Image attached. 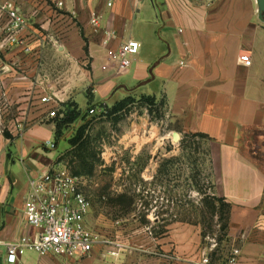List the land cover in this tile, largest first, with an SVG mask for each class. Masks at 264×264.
Here are the masks:
<instances>
[{"label": "crops", "instance_id": "0c3cea01", "mask_svg": "<svg viewBox=\"0 0 264 264\" xmlns=\"http://www.w3.org/2000/svg\"><path fill=\"white\" fill-rule=\"evenodd\" d=\"M11 1L25 14L24 0ZM63 1L62 8L30 1L38 11L20 38L32 50L24 43L1 46L7 19L0 11V98L10 106L2 114L34 121L20 136L12 134V142L0 134V264H9L4 243L34 233L24 217L28 177L59 164L62 156L56 159L42 146L50 140L57 147L58 139L56 121L48 116L51 106L40 98L55 95L58 106H66L76 103L75 90L85 85L92 92L90 108L130 95L154 96L166 107L173 134L205 136L215 192L231 206L228 236L239 251L237 264H264V22L256 0ZM93 11L102 15V30L90 24ZM46 19L62 39L57 50L37 46L41 39L34 25ZM105 31L117 35L112 47L129 39L140 43L127 70L117 72L109 61L102 44ZM57 53L66 73L54 77L46 71L45 58ZM243 55L250 56L251 65L240 61ZM42 73L51 83L43 91ZM97 251L95 245L91 255ZM56 258L69 262L28 252L16 264H51ZM177 260L201 262L194 255Z\"/></svg>", "mask_w": 264, "mask_h": 264}, {"label": "rangeland", "instance_id": "374dc122", "mask_svg": "<svg viewBox=\"0 0 264 264\" xmlns=\"http://www.w3.org/2000/svg\"><path fill=\"white\" fill-rule=\"evenodd\" d=\"M24 1L25 14L33 20L38 10L32 8V0ZM41 1L52 4L51 0ZM48 23L46 19L34 25L41 39L37 46L57 50L62 39ZM21 40L25 50H32L31 43L27 46L25 39ZM45 62L48 74L59 77L66 73L61 54L46 57ZM27 73L25 80L32 85ZM41 75L43 91L51 83L45 73ZM88 88L85 85L75 90L74 100L82 115L61 127L58 145L52 150L56 159L64 155L70 148L69 139L85 125L92 156L88 162L94 163L95 169L91 176L81 177L82 188L92 202L86 223L98 251L81 264H176L178 258L193 255L200 260L208 258L209 264H225L235 243L228 236V227L224 228L230 211L214 200L220 196L212 180L208 141L199 135H179L176 139L161 99L152 106L136 102L116 115H109L113 104H107L98 110L103 109L106 115L87 117L92 93ZM0 99V134L12 142V134L20 136L34 121L16 120L11 114L5 118L2 113H8L10 106L5 97ZM38 106H34V114L41 111ZM71 108L57 107L53 118L57 126ZM63 162L71 171L78 168L71 157ZM18 173L27 179L23 170ZM51 264L75 262L56 258Z\"/></svg>", "mask_w": 264, "mask_h": 264}, {"label": "built area", "instance_id": "2783aa9c", "mask_svg": "<svg viewBox=\"0 0 264 264\" xmlns=\"http://www.w3.org/2000/svg\"><path fill=\"white\" fill-rule=\"evenodd\" d=\"M52 3L56 8L64 5L63 0H52ZM107 5L111 7L112 3L108 2ZM0 11L7 19L1 46L22 45L20 35L28 28L31 19L11 0L0 1ZM89 21L94 29H103L102 15L99 12H91ZM116 38L115 32L105 31L102 44L107 48L108 59L115 70L121 72L127 70L133 58L139 54L140 43L129 39L121 42L118 47H112L110 43ZM240 61L247 66L251 65L249 55L241 56ZM40 101L51 106L48 116L54 118L59 99L55 95H45ZM98 110L97 107H92L88 114H103V109L101 112ZM42 146L50 150L56 148V144L50 140L45 141ZM2 177L0 170V183ZM27 186L24 217L34 233L3 244L7 262L16 264L28 252H34L40 257H58L72 262L89 257L96 240L86 223L92 202L82 188V178L74 176L64 163H59L38 176L28 177ZM238 255L239 251L234 249L227 264H237ZM200 264H209L208 258L202 259Z\"/></svg>", "mask_w": 264, "mask_h": 264}, {"label": "trees", "instance_id": "16d2710c", "mask_svg": "<svg viewBox=\"0 0 264 264\" xmlns=\"http://www.w3.org/2000/svg\"><path fill=\"white\" fill-rule=\"evenodd\" d=\"M89 96H92L90 94ZM136 102H141L145 103L146 105L152 106L156 105L157 103V98L154 96H145L142 95L140 96L139 100H136L134 96H127L121 100H117L116 102L113 103L112 108L108 112L109 115H116L119 114L123 111H125L129 106ZM70 104V103H69ZM65 104L67 107H72V110H69L68 112L65 113L64 115V120H62V123L56 126V139H59L61 137V127L63 125H70L73 122H75L81 115L82 111L80 110L78 104L76 103H71ZM89 107L88 110L90 109L91 106V101H89ZM87 117L89 116L88 111L87 114H85ZM106 115L105 113L102 114ZM203 138L205 136L199 135ZM206 139V138H205ZM69 146L70 148L65 152L64 155H62L58 162L59 163H64L63 161L69 157H71L74 161H77L78 163V168H76L75 171H71V173L76 176V177H84V176H91L94 172L95 165L94 163H89L88 160L92 158L90 152H89V147H90V138L89 135H86V130H85V125H83L77 133L69 139ZM68 167V166H67ZM214 200L217 202L221 203L224 208H227L228 211L231 210V206L229 203L225 201L224 198L221 197H216L214 196ZM229 213L227 212V218H226V225H224V228L227 229L228 227V219H229Z\"/></svg>", "mask_w": 264, "mask_h": 264}, {"label": "water", "instance_id": "95a60500", "mask_svg": "<svg viewBox=\"0 0 264 264\" xmlns=\"http://www.w3.org/2000/svg\"><path fill=\"white\" fill-rule=\"evenodd\" d=\"M256 4L258 7V17L261 21L264 22V0H256ZM175 138H179V134H174Z\"/></svg>", "mask_w": 264, "mask_h": 264}, {"label": "bare ground", "instance_id": "6f19581e", "mask_svg": "<svg viewBox=\"0 0 264 264\" xmlns=\"http://www.w3.org/2000/svg\"><path fill=\"white\" fill-rule=\"evenodd\" d=\"M176 139H178V138H176Z\"/></svg>", "mask_w": 264, "mask_h": 264}]
</instances>
